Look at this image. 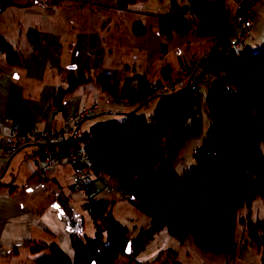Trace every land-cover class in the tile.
Listing matches in <instances>:
<instances>
[{
    "label": "trees",
    "instance_id": "obj_1",
    "mask_svg": "<svg viewBox=\"0 0 264 264\" xmlns=\"http://www.w3.org/2000/svg\"><path fill=\"white\" fill-rule=\"evenodd\" d=\"M14 1L0 0V14L15 5ZM135 1L117 0L115 7L122 10ZM170 9L164 16L166 39L194 34L212 43H218L229 28H240L244 13L239 8L236 16L231 17L226 0H187L185 6L174 1ZM132 30L135 37L144 36L140 22H135ZM241 35L245 36L242 29ZM0 52L9 65H22V56L1 39ZM203 62L202 70L210 79L209 85L204 84L203 94L197 90V84L203 83L197 71L182 89L167 93L159 90V82H149L148 71L130 75V67L126 66L123 74L128 70L127 75L118 77L92 76L86 66L64 73L49 105L56 114L62 111L66 97L79 88L94 87L109 100L94 102L90 109L82 110L89 111L87 116L80 118L82 111L77 112L61 131L53 132H64L62 140L80 148L99 176L98 181L89 182L83 189L76 188L73 182L71 186L87 195L84 209L95 235L83 241L71 238V256L56 244L34 242L30 250L35 254V264H114L119 256L127 258L126 264H183L176 250L170 248L160 249L150 262L135 260L165 227L172 238L182 244L189 240L202 252L230 258L236 254L238 244L232 232L225 233V228L234 225L240 209H248L255 199L264 197V41L256 51L241 54L225 44ZM202 97L210 128L201 148L193 155L195 166L177 175L174 164L181 148L200 132L196 107ZM152 101L155 107L147 119L141 110ZM124 102L127 104L123 106ZM113 107L127 110L117 114L116 121L79 134L85 120L100 109L103 115ZM23 150L29 148L16 154ZM48 177L42 168H35L33 179L47 183ZM1 180L0 187H4ZM108 188L126 195L120 199L108 195L110 201L98 198ZM117 200L142 202L160 208L161 212L149 214V228L133 235L110 211ZM238 223L244 228L245 242H264V221L252 222L246 216L239 218ZM44 247L48 252L39 253Z\"/></svg>",
    "mask_w": 264,
    "mask_h": 264
},
{
    "label": "rangeland",
    "instance_id": "obj_2",
    "mask_svg": "<svg viewBox=\"0 0 264 264\" xmlns=\"http://www.w3.org/2000/svg\"><path fill=\"white\" fill-rule=\"evenodd\" d=\"M16 1L23 2V0ZM174 1L180 6L187 4V0H165L166 5L162 2L163 6L161 7V0H142L134 4L132 8L136 12L148 11L152 13L161 7L162 12L163 9H170V2ZM226 4L231 12V17L236 16L239 8L242 10L241 14L244 12V14L250 15L254 28L250 30L247 37H242L241 27L229 28L218 43L198 38L194 34L174 35L172 40L166 39V35H164L158 42L156 40L150 56L146 55V51L134 49L135 55L139 56V62L135 63L136 65L131 63L132 66L127 63L130 68L126 72H130V75L133 73L142 75L148 71L150 72L147 75L148 80L152 82L150 74L155 70L158 74L154 79L159 80V84L164 86L166 82L172 83L177 73L190 65H196L199 70L202 69L204 58L214 51L219 52L225 44L229 45L231 51L238 54L256 51L264 41V0H226ZM60 12L61 15L68 14L64 9H61ZM6 21V29L10 32L14 29L15 23L11 19H6ZM150 27L152 28V26ZM121 34L119 31V36L114 44L117 52L123 53L121 59L126 63L129 59L124 51L129 50V47L122 46L126 39L123 37L124 32ZM140 64L142 68L138 67ZM162 68L164 70L160 71ZM81 90L82 88L77 89V91ZM94 90H96L94 87L87 89L91 94ZM197 90L203 94L205 91L204 84L198 83ZM92 98L93 94L89 98V104L93 102ZM154 107L155 101H152L141 112L149 119ZM113 108L106 110L103 115H101V109L98 110L96 114L83 122L79 134H84L95 126L114 122L119 118L117 114L127 110L121 107ZM196 110L201 123L200 132L199 135L185 141L181 148L174 164V171L177 175H181L184 170L195 166L193 155L196 150L201 148L210 128V119L203 97ZM25 153L27 152L22 151L16 155H5L0 152V178H2V184L5 185L0 189L8 193L10 188H13V191H16L15 197L17 196L18 199L22 200L31 210L30 215H24L6 223V230L0 241V264H35L33 261L35 254L30 250L34 241L45 245L56 244L59 249L71 256L69 245L71 238L83 241L92 239L95 235L92 222L84 209V200L87 195L80 190L71 189L70 169L61 167L62 169L49 175L47 183L41 182L37 178L33 179V172L27 166L31 163L34 167L32 159L29 163ZM29 153L28 151V155ZM9 184H11L10 187H8ZM98 198L109 201L111 199L106 192L101 193ZM110 211L114 219L135 235L137 232L149 228V214H159L161 209L138 201L129 203L117 200L110 206ZM246 216L252 222L264 221V197L255 199L248 209L245 207L240 209L234 225H228L225 228V233L232 232L233 238L238 244L236 254L232 258L222 254L202 252L196 249L189 240H185L182 244L177 239L172 238L165 227L151 239L149 245L135 257V260L150 262L160 249L170 248L176 250L178 259L183 264H264V242L259 245L245 242L244 228L238 223V219ZM170 228L172 229V226ZM57 231L62 232L63 236H60ZM45 252H48L46 247L41 249L39 253ZM15 253L19 256L18 258L14 256ZM126 261L125 256H119L114 264H126Z\"/></svg>",
    "mask_w": 264,
    "mask_h": 264
},
{
    "label": "crops",
    "instance_id": "obj_3",
    "mask_svg": "<svg viewBox=\"0 0 264 264\" xmlns=\"http://www.w3.org/2000/svg\"><path fill=\"white\" fill-rule=\"evenodd\" d=\"M116 1L50 0L48 5L41 6L29 0L22 3L15 0V5L0 14V39L23 58L22 65L17 67L9 65L4 55L0 56V119L17 121L22 132L53 133L61 131L66 121L77 112L90 109L94 102L109 101L94 90L93 102L89 104L92 94L86 88L68 95L60 113L49 109L53 93L62 84L67 71L86 66L92 76L127 75L123 74V68L130 67L127 63L136 65L139 62L134 49L146 51L150 56L156 40L158 42L166 35L164 16L171 9L161 12L165 0H161V7L152 13L133 10L132 6L142 0H136L122 10L115 7ZM61 9L68 14L61 15ZM6 19L15 23L10 32L6 29ZM135 22L144 26V36H134L132 27ZM119 31L120 34L124 32L126 39L122 46L129 47L124 51L129 59L126 63L121 59L123 53H118L114 44ZM138 67L142 68V65ZM157 74L155 70L151 72V84L159 82L154 79ZM23 151L27 152V157L32 152L31 149ZM28 160L30 163L29 157ZM27 166L34 173L31 163ZM13 190L6 193L0 189V241L7 222L31 214L29 206L15 197L16 191ZM57 232L63 236L62 232ZM14 256L19 257L17 253Z\"/></svg>",
    "mask_w": 264,
    "mask_h": 264
},
{
    "label": "built area",
    "instance_id": "obj_4",
    "mask_svg": "<svg viewBox=\"0 0 264 264\" xmlns=\"http://www.w3.org/2000/svg\"><path fill=\"white\" fill-rule=\"evenodd\" d=\"M30 1L41 6H46L50 2V0ZM240 24L245 36H248L250 30L254 28L251 17L247 13L241 15ZM195 71L198 72L203 84L209 85L208 74L202 69L198 70L196 65H190L177 73L173 83L166 82L164 86H160V84L159 90L162 93H167L169 90L182 89L185 84H188L192 73ZM126 104L124 102L123 106ZM88 113L89 111H82L79 117L83 118ZM63 133L22 132L17 121L0 119V152L9 155L29 148L33 154L34 168H42L44 173L49 176L55 169L66 167L71 171L72 182L76 188L83 189L89 182L98 181L99 176L92 170L87 157L80 153V148L76 145H69L62 140ZM107 193L113 199H120L126 195L125 192H118L114 188H108Z\"/></svg>",
    "mask_w": 264,
    "mask_h": 264
},
{
    "label": "water",
    "instance_id": "obj_5",
    "mask_svg": "<svg viewBox=\"0 0 264 264\" xmlns=\"http://www.w3.org/2000/svg\"><path fill=\"white\" fill-rule=\"evenodd\" d=\"M124 252H125V254H129V244H127V247H126Z\"/></svg>",
    "mask_w": 264,
    "mask_h": 264
}]
</instances>
